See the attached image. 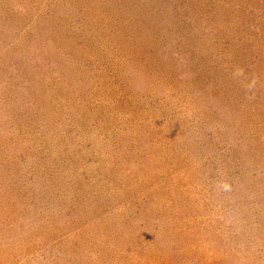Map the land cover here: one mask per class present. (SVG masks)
<instances>
[{"label": "rangeland", "instance_id": "374dc122", "mask_svg": "<svg viewBox=\"0 0 264 264\" xmlns=\"http://www.w3.org/2000/svg\"><path fill=\"white\" fill-rule=\"evenodd\" d=\"M0 264H264V0H0Z\"/></svg>", "mask_w": 264, "mask_h": 264}]
</instances>
